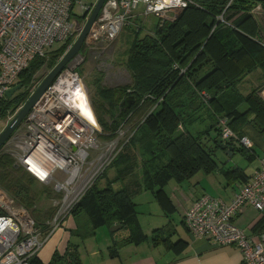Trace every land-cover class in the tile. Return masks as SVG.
<instances>
[{
    "label": "trees",
    "instance_id": "1",
    "mask_svg": "<svg viewBox=\"0 0 264 264\" xmlns=\"http://www.w3.org/2000/svg\"><path fill=\"white\" fill-rule=\"evenodd\" d=\"M253 3L251 0H189L175 20L160 18L152 33L142 34L137 26L134 29H129V24L125 26L129 30L126 34L129 47L126 68L132 75L133 85L112 87L103 84L101 77L97 78L92 105L101 127L100 140L112 139L120 131L125 132V139L121 141L120 152L75 207L72 216L87 210L95 227H112L115 223L121 224L122 228L133 226V217L137 216L134 197L139 193L151 191L159 200L167 201L164 186L168 182L181 184L200 172L210 175L220 169L213 152L215 148H221L217 142L222 133L221 118H226L239 136L246 137L249 128L264 131V97L261 94L264 82L247 95L238 88L249 73L259 68L264 71V45L256 39V20L249 12L233 19L234 13L249 11ZM72 42L70 39L60 49L48 51L45 56H37L30 62L17 82L25 89L18 90L10 98L0 99L2 116L10 111L14 113L27 101L33 93V81L40 78L39 71L44 67L53 68ZM131 96H135L134 102L123 108V101ZM136 117L139 119L131 123ZM143 130L150 138L142 146L148 151L149 147L156 146L152 149L159 152L156 163L164 164H158L160 167L145 174L143 180L146 179L147 184L139 186L138 191L114 189L108 177L106 185L99 186L98 182ZM223 141L233 145L234 152L238 149L247 153L249 159L255 157L236 141ZM223 172L236 182L244 183L250 178L241 168L230 166ZM36 181L16 163L13 151L3 146L0 150V187L18 204L30 207L33 205L32 186ZM58 196L56 193L55 198ZM260 219L255 231L264 229V219ZM49 229L50 225H47L46 232L42 231L44 235ZM162 237V229H156L154 243L169 241ZM178 242H170L169 246L176 248L182 243ZM80 263V254L74 246L64 254L56 252L50 262ZM28 264L42 263L36 254Z\"/></svg>",
    "mask_w": 264,
    "mask_h": 264
},
{
    "label": "built area",
    "instance_id": "2",
    "mask_svg": "<svg viewBox=\"0 0 264 264\" xmlns=\"http://www.w3.org/2000/svg\"><path fill=\"white\" fill-rule=\"evenodd\" d=\"M188 2L106 0L83 47L85 51L88 48L87 54L91 56L90 48L114 42L138 16L135 10L140 7L145 16L163 18L170 11L183 10ZM77 6L84 13V26L93 9L84 0H0V99L17 84L20 74L35 57L45 56L56 42L73 39L70 47L73 45L79 36L72 22ZM83 54L80 51L64 68L4 145L13 151L16 163L39 182L54 184L59 196L54 201L56 211L49 222V232L44 235L29 209L0 187V264H28L47 238L72 216L122 148L125 132L101 141L98 120L95 123L75 103L78 90L87 95L83 78L76 70L86 56ZM43 76L33 81L32 92ZM261 94L264 97V88ZM90 105L93 109L91 101ZM220 125L223 140L252 147L248 137L240 140L226 118H221ZM246 205L264 219V156L230 203L204 194L187 207L185 224L194 239L203 238L215 246L237 247L243 264H264V229L248 234L237 224Z\"/></svg>",
    "mask_w": 264,
    "mask_h": 264
},
{
    "label": "crops",
    "instance_id": "3",
    "mask_svg": "<svg viewBox=\"0 0 264 264\" xmlns=\"http://www.w3.org/2000/svg\"><path fill=\"white\" fill-rule=\"evenodd\" d=\"M84 1L94 6L98 0ZM251 1H254L253 8L234 13L233 19L239 18L244 12L251 13L258 25L256 39L264 45V0ZM179 11L182 10L170 11L163 18L156 17L158 20H175L180 14ZM134 20L142 34L152 33L156 24L153 22L147 27L146 24ZM263 82L264 71L259 68L246 75L238 88L242 94L247 95ZM246 174L250 175L249 172ZM186 184L168 182L164 186L167 201L159 200L151 191L136 195L134 201L137 216L133 217V226H121L113 231V226H93L91 222L84 220L83 214L68 217L65 224L57 228L38 251L39 261L50 264L56 252L64 254L70 246H74L80 254V264H243L242 254L237 247L215 246L206 239H194L191 236L185 224L186 209L194 200L208 193L198 190V186L190 184L187 187ZM237 184L230 188L225 183L224 197H219L230 203L243 182L239 181ZM141 200L149 201L150 207H142ZM260 221L256 210L249 205L237 217V224L248 234L255 231L254 227ZM48 224L49 222L38 223V226L45 233ZM159 228L162 229V239L167 238L168 242L154 243L153 235ZM178 241L182 243L176 248L169 246L170 242L179 243Z\"/></svg>",
    "mask_w": 264,
    "mask_h": 264
},
{
    "label": "rangeland",
    "instance_id": "4",
    "mask_svg": "<svg viewBox=\"0 0 264 264\" xmlns=\"http://www.w3.org/2000/svg\"><path fill=\"white\" fill-rule=\"evenodd\" d=\"M142 11H143V7H140L139 9L135 10V12L138 14V16L135 17L136 22L144 23L146 24L147 27H149L150 24H152L153 22H158V18L154 14L145 16L141 13ZM83 14L84 13L79 6L75 7L72 16V22L74 24L75 30L78 29L77 31L79 32V34L81 29H83L84 27L82 22ZM128 27L129 29L131 27L132 29H134L135 24L131 22ZM127 33H129V30L126 27L125 29H123V31L120 33V35L117 37V39L114 42L100 44L97 47L90 48L91 56L87 54L88 48L87 51L83 49L81 50L82 53L86 54V56L84 57V60L78 64L79 66L77 65V70L80 72L83 78L85 89L90 101L92 102V105H93V98L96 93L94 81L97 78L101 77L103 84L112 87L113 86L131 87L133 85L132 75L130 71L126 68V61L128 59L127 50L129 49L127 44V40H128L126 36ZM63 44L64 42H56L53 45V47L49 49V51L58 50L63 46ZM66 52L63 54V56L66 54ZM53 68L44 67L39 71L38 74L44 75L43 76L44 79V77ZM17 82H19V80ZM24 89L25 87H22L19 89L18 92H21ZM21 107H19L14 113H10L11 112L10 111L7 115H5V117L0 114V133L11 122V120L14 118V116L17 114V112L20 110ZM94 114L96 113L94 112ZM95 118L97 119L96 115ZM138 119L139 117H136L134 121H132L131 123L136 122ZM242 137L244 136H239L240 140L243 139ZM246 137H248L251 140L252 142L251 148L253 149L251 148L246 149L241 142L239 143V145H241V147H244V149L249 150L250 151L249 153L254 154L255 157L253 159H249L247 153H243L238 149L232 155H230L221 148H215L213 155L215 160L218 162L220 169H218L217 171H215L213 174L210 175L200 172L191 181L186 182L187 183L186 186L188 187V185L193 184L194 187L198 186V190L205 191L209 195L216 197L219 196L224 197L223 195L224 188L226 187L232 188L233 186H237L238 182L230 180L223 172V169H226L231 166L246 170V172H249L250 175L253 174L257 169L259 158L264 156V131L255 130L254 128L253 129L249 128ZM149 138H150L149 133L146 130H143L137 136L136 141H134L132 145L118 157L114 166L109 168V170L107 171V175L98 182L99 186L104 187L106 185L107 177L112 180L113 182L111 183L112 187L114 189H119V190L123 188H127L130 189L131 192L135 190L138 191L141 186H144L145 183L147 184V180L146 179L145 181L143 180L145 178V174L147 172H150L149 170L151 171L155 170L156 168L160 167L159 165L164 164L161 162L160 164L156 163L157 156H159V152L155 153L152 150L155 149L156 146H152L154 148L149 147V151L147 147L144 148L142 146V144ZM209 146H211V144ZM16 150L20 151L19 148H17ZM225 183H228V186L225 187L224 186ZM56 193L58 192L55 190L54 184L52 183L42 184L36 181V183L33 184L32 186L33 205L30 207L28 206L25 207L29 209V211L32 213V215L35 217L38 223H44V222L48 223L54 217L53 216L55 212L54 201L55 199H57L55 198ZM141 205L142 207L146 205L147 207H150V202L141 200ZM82 214L84 220L91 222L90 216L92 215H90L89 212H87V210L84 211Z\"/></svg>",
    "mask_w": 264,
    "mask_h": 264
},
{
    "label": "water",
    "instance_id": "5",
    "mask_svg": "<svg viewBox=\"0 0 264 264\" xmlns=\"http://www.w3.org/2000/svg\"><path fill=\"white\" fill-rule=\"evenodd\" d=\"M106 0H98L94 5L92 12L87 18L83 29L81 30L78 38L75 40L73 45L67 50L66 54L62 57V59L58 62V64L44 77V79L40 82L37 89L30 95L27 101L22 105L20 110L11 120V122L5 127V129L0 133V150L8 141V139L13 135V133L17 130V128L21 125V123L26 118L27 114L30 112L32 107L36 104V102L41 98L44 94L45 90L55 81L58 75L64 70V68L70 63V61L80 53L82 47L85 44L86 37L93 27L104 3ZM180 12V11H179ZM179 15V14H178ZM21 84H16L13 86L8 92L7 97H12L20 88ZM135 96L128 97L123 101V108L130 107L134 102ZM217 142L220 147L225 150L228 154L232 155L234 153V146L228 145L222 139V137L217 138ZM122 225L117 224L112 227V230L115 231L119 229Z\"/></svg>",
    "mask_w": 264,
    "mask_h": 264
},
{
    "label": "bare ground",
    "instance_id": "6",
    "mask_svg": "<svg viewBox=\"0 0 264 264\" xmlns=\"http://www.w3.org/2000/svg\"><path fill=\"white\" fill-rule=\"evenodd\" d=\"M74 98H75V103L78 107H80L82 110H84L89 117L95 122L97 123L95 120V114L93 112V109L90 107V101H89V97H87L86 93L84 90H78L75 94H74Z\"/></svg>",
    "mask_w": 264,
    "mask_h": 264
}]
</instances>
